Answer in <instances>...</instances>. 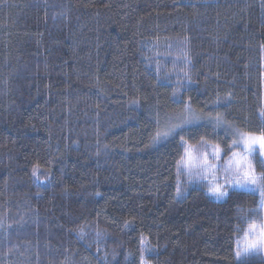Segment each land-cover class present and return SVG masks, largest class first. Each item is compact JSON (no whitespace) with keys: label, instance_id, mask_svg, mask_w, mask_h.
Segmentation results:
<instances>
[{"label":"trees","instance_id":"trees-1","mask_svg":"<svg viewBox=\"0 0 264 264\" xmlns=\"http://www.w3.org/2000/svg\"><path fill=\"white\" fill-rule=\"evenodd\" d=\"M263 89L264 0H0V264H264L261 193L184 165L262 134Z\"/></svg>","mask_w":264,"mask_h":264},{"label":"rangeland","instance_id":"rangeland-1","mask_svg":"<svg viewBox=\"0 0 264 264\" xmlns=\"http://www.w3.org/2000/svg\"><path fill=\"white\" fill-rule=\"evenodd\" d=\"M262 134H264V132ZM237 135L236 146L239 147V150L234 151L228 158L223 157L221 148L220 157H214L212 152L216 147L215 145L210 144L209 146L200 149L193 148L188 145V151L185 155L184 165L189 171L190 177L195 180H204L208 184L209 188L214 186H223V190L225 191H227V188L229 187L231 189H250L255 191L254 185L241 187L239 184H237V181L243 180L242 173L243 171H246L247 168L245 167L243 169H238L236 161L240 160L241 158L252 161V157L248 155L244 146L243 138H246L249 135L259 136L261 134H248L241 132ZM188 152L191 153L192 157L190 163L188 160ZM205 153H207V166L203 163L205 159ZM254 168L256 176L259 177L260 175L257 173L256 167ZM258 183L264 184V181H258ZM258 191L261 193L260 190ZM261 230H264L263 223H256L255 225L249 227L246 236L242 241L239 242L238 254L240 259H247V257L250 256H264V244L258 243L260 240ZM252 245H255V247H250Z\"/></svg>","mask_w":264,"mask_h":264},{"label":"snow or ice","instance_id":"snow-or-ice-1","mask_svg":"<svg viewBox=\"0 0 264 264\" xmlns=\"http://www.w3.org/2000/svg\"><path fill=\"white\" fill-rule=\"evenodd\" d=\"M197 118L193 116L190 120L183 121L182 124L174 125L171 127H168L167 130L163 132H157L154 137H152L151 143L153 146L160 144L166 140H168L170 137L179 135L180 139L182 141L181 147L184 146L183 143V136L181 135V132L185 125H190L195 122ZM157 123H159L157 121ZM179 129V131H178ZM244 146L246 148V151L249 156L253 158L255 161V164L258 165L261 169H264V134H261L259 136L249 135L246 138H243ZM236 145V142H234V146ZM187 151V150H186ZM221 149L217 145L212 152V155L216 158L220 157ZM183 159V158H182ZM191 153L188 152V160L189 163L191 162ZM203 163L207 166L208 160H207V153H205V159ZM236 165L238 169L247 168L246 171H243V180L237 181V184H239L241 187H247L248 185H254V190H260L261 191V199L264 201V184L258 183V181H264V174H261L259 177L255 174V168L253 166V163L251 160H246L244 158H241L240 160L236 161ZM178 168L180 166V162H178ZM38 171V166L33 169V175L35 176ZM179 192V188L177 189ZM209 193L216 197L217 199H222L224 197L230 196L231 193L223 190V186H214L209 188ZM260 244H264V230H261L260 232V240L258 241ZM145 244V241L141 240V245L143 246ZM250 247H255V245H252ZM144 251H149V249L144 248ZM141 264H144V257L141 256L140 258Z\"/></svg>","mask_w":264,"mask_h":264}]
</instances>
